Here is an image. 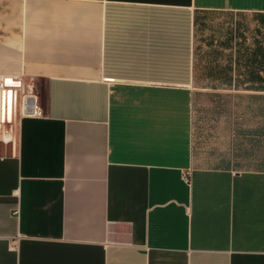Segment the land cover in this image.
Listing matches in <instances>:
<instances>
[{"label": "crops", "instance_id": "obj_1", "mask_svg": "<svg viewBox=\"0 0 264 264\" xmlns=\"http://www.w3.org/2000/svg\"><path fill=\"white\" fill-rule=\"evenodd\" d=\"M0 74V264H264V0H0Z\"/></svg>", "mask_w": 264, "mask_h": 264}, {"label": "built area", "instance_id": "obj_2", "mask_svg": "<svg viewBox=\"0 0 264 264\" xmlns=\"http://www.w3.org/2000/svg\"><path fill=\"white\" fill-rule=\"evenodd\" d=\"M30 96L33 94L20 76L0 74V158L6 149L15 155L17 121L30 113Z\"/></svg>", "mask_w": 264, "mask_h": 264}, {"label": "water", "instance_id": "obj_3", "mask_svg": "<svg viewBox=\"0 0 264 264\" xmlns=\"http://www.w3.org/2000/svg\"><path fill=\"white\" fill-rule=\"evenodd\" d=\"M28 100H30V101H31V100H32V97L30 96V97L28 98Z\"/></svg>", "mask_w": 264, "mask_h": 264}]
</instances>
